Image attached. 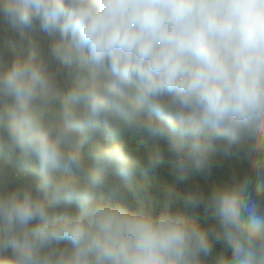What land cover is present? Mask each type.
I'll return each mask as SVG.
<instances>
[{"label":"clouds","instance_id":"clouds-1","mask_svg":"<svg viewBox=\"0 0 264 264\" xmlns=\"http://www.w3.org/2000/svg\"><path fill=\"white\" fill-rule=\"evenodd\" d=\"M0 16L50 41L0 70V264H264V0H0ZM217 153L249 170L187 198L208 226L136 179Z\"/></svg>","mask_w":264,"mask_h":264},{"label":"trees","instance_id":"trees-1","mask_svg":"<svg viewBox=\"0 0 264 264\" xmlns=\"http://www.w3.org/2000/svg\"><path fill=\"white\" fill-rule=\"evenodd\" d=\"M49 42L46 36L35 30H25L21 35L5 18L0 16V70L9 66L17 57L26 56L33 46L47 55ZM70 81V76L66 75L62 78V83ZM118 139L126 142L129 147L138 149L141 156L153 149V141L145 135L122 132ZM248 170L249 161L244 154L237 153L229 156L217 153L211 168H206L199 174L189 173L186 179L181 180L172 162L165 156L158 169L138 173L136 179L145 185L146 198L157 211L164 203L166 191L172 189L175 193L173 207L180 209L189 219L208 226L214 222V215L202 205L199 207L187 205V198L196 188L208 192L213 187H222L225 184L235 185L243 179ZM253 199L264 207V199H258L255 196ZM221 252H223V245L217 243L213 255Z\"/></svg>","mask_w":264,"mask_h":264}]
</instances>
